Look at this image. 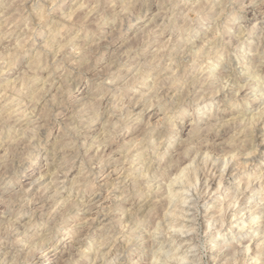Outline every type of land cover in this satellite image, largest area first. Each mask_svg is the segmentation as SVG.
Masks as SVG:
<instances>
[{"label": "clouds", "instance_id": "clouds-1", "mask_svg": "<svg viewBox=\"0 0 264 264\" xmlns=\"http://www.w3.org/2000/svg\"><path fill=\"white\" fill-rule=\"evenodd\" d=\"M0 264H264V0H0Z\"/></svg>", "mask_w": 264, "mask_h": 264}]
</instances>
